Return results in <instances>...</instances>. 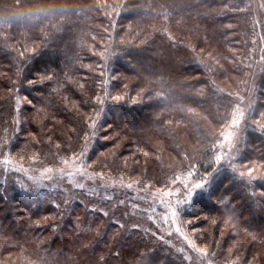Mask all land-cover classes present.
Returning <instances> with one entry per match:
<instances>
[{
	"label": "trees",
	"instance_id": "obj_1",
	"mask_svg": "<svg viewBox=\"0 0 264 264\" xmlns=\"http://www.w3.org/2000/svg\"><path fill=\"white\" fill-rule=\"evenodd\" d=\"M117 8L114 49L119 58L113 69L117 77L113 88L126 97L105 123L110 124V131L132 140L120 154L134 152L135 145L136 153L140 147L154 154L163 148L178 155L184 133L187 139L192 136V151L198 152L205 145L203 138L211 136L206 131L207 120L212 124V137L218 133L214 130L224 119L225 99L206 85L198 56L185 50L181 38L191 39L194 48L203 46L212 53L210 58L216 50L222 54L224 59L218 61L227 69H220L219 75H225L224 82H234L239 73L229 74L230 67L251 56L241 52V22L233 0H0L1 88L7 96L8 90L11 94L17 87L30 99L31 104L24 106L29 111L39 107L68 123L62 113L64 99L76 100L77 84L91 80V52L105 38L100 33L102 13ZM13 13L22 15L5 19ZM22 41L34 49L39 44L37 52L28 55L30 50H25L21 56L18 45ZM262 42L264 45V39ZM255 83L260 100L250 116L264 118V75ZM2 119L0 112V131ZM246 136L248 147L239 162L264 170V124L247 131ZM109 145L94 149L104 150ZM202 154L199 172L213 170L214 162L202 166L209 152ZM136 157L133 161L140 163L141 156ZM149 164L157 169L155 158ZM176 165L177 156L167 167ZM238 182L224 174L181 215V219H192L189 228L211 244L203 251L206 255L179 244L160 212L147 207L142 196L128 197L124 194L128 188L119 183L112 184L116 193L113 202L119 203L115 211L107 210L104 215L98 207L72 204L79 210L73 207L61 221L46 197L29 201L13 195L5 206L0 195V260L6 264H264V185L257 183L255 194H249ZM109 205L106 202L107 208ZM128 213V218L117 220ZM142 225H147V230ZM102 227L104 230L98 229Z\"/></svg>",
	"mask_w": 264,
	"mask_h": 264
},
{
	"label": "rangeland",
	"instance_id": "obj_2",
	"mask_svg": "<svg viewBox=\"0 0 264 264\" xmlns=\"http://www.w3.org/2000/svg\"><path fill=\"white\" fill-rule=\"evenodd\" d=\"M241 1L233 0L234 10L239 15L238 23L241 22V27L238 28L241 31L239 36L242 44L241 52L246 51L251 57L246 60L243 58L235 64L238 66L230 67L229 74L239 73L234 82H224L225 75H219L220 69L222 71L227 69L218 61L224 59L222 54L216 50V55L210 58L212 53L206 52L203 46L194 48L191 39L185 41L181 38L183 45L187 47L185 50L189 53L192 51L198 56L200 71H203L201 73L206 85H211V88H215L225 99L224 119L221 120L220 127L214 130L218 133L212 137V124L205 118L206 131L209 130L211 136L203 138L205 145L198 148L196 153L192 151L194 145L191 141L192 136L187 139L184 133L180 140L181 151L178 155L166 153L163 148L154 154L140 147L141 151L136 153L135 145L134 152L120 154L122 152L120 149H127L125 144L132 140L125 135L110 131V124L105 123L111 111L118 112L121 107H118V104L126 97V93L117 92L113 88V81L117 78L113 69L119 58V54L114 49L119 8L113 12L102 13L103 23L100 26V33H103L105 38L91 52L92 67H94L91 80L77 84L76 100L70 102L64 99L62 113L67 117L68 123L62 122L56 115L42 112L39 107L34 112L29 111L24 106L31 104L30 99L19 92L17 87L11 94V90H8L6 96L7 93L5 94L0 86V98H2L0 112L3 115L0 131V195L4 198L2 199L4 205L9 206V200L13 195H20L23 200L29 201L46 197L49 204L56 207L59 221L67 218L73 207L78 208L72 204H80L83 207L87 205L89 208L98 207L104 214L107 210L115 211L119 204L113 202L116 193L113 192L112 184H131L135 189L128 188L124 194L130 198L142 196L147 207L159 211L169 226V233H174L178 237L179 244L189 251L197 252L196 250L203 249L207 252V247L211 244L204 242L198 234H195V229L189 228V223H193V220L187 217L181 219L183 213L190 211L193 199L198 195L207 194L212 185L224 174H228L235 183L240 184L238 182L240 181L249 194H255L253 189L255 190L257 183L264 185L263 169L247 168L239 162V156L248 147L247 131H254L262 123L264 124V118L261 116H250L260 100L255 79L258 82L264 75L262 42L264 34L260 32L259 23L264 26L262 22L264 0H243V4L240 3ZM171 33L174 34L173 31ZM38 45L35 49L29 48L27 41H24L18 45V52L23 56L25 50H30L28 55H32L34 51L37 52ZM24 61L25 57L21 59L22 63ZM17 65L20 67L21 63L18 62ZM209 94L211 100L212 92ZM116 97L120 99L117 100ZM132 98L135 100L134 96ZM210 112L212 113V108L209 110V115L212 117ZM93 122L94 127L91 126ZM38 127L39 133H37ZM103 143L110 145L103 148L104 150L94 149ZM185 144L188 147H185ZM152 145L157 147L154 143ZM204 152L209 154L202 166L210 167L214 162V168L199 172L197 164L201 160L200 155H204L202 154ZM136 154L141 156L140 163L133 161ZM176 156L177 165L174 169H170L167 166ZM216 156H222L219 163L216 162ZM5 157L10 161L8 165L3 163ZM154 158L157 163L156 171L149 164ZM46 169L52 171L47 172ZM77 169L84 174L81 175ZM249 169L252 170L251 175L254 178L247 175ZM242 172L245 173L243 177L240 176ZM197 183L206 184V189H195L194 185ZM190 192L193 193V199L188 202L187 197ZM178 201L183 203L179 205L180 212L173 224L171 213L178 206ZM106 202L110 204L108 208ZM128 217L129 213L123 214L118 216L117 220L121 221ZM143 226L147 230L148 226L142 225V229ZM85 228L90 230L89 225ZM177 228L180 229L179 232ZM98 229L104 230L103 227ZM99 233L101 231L96 234L100 235ZM188 240L192 241L195 248L189 246ZM200 241L201 245L198 244ZM188 260L192 262L189 255ZM0 264L6 263L0 260Z\"/></svg>",
	"mask_w": 264,
	"mask_h": 264
},
{
	"label": "snow or ice",
	"instance_id": "obj_3",
	"mask_svg": "<svg viewBox=\"0 0 264 264\" xmlns=\"http://www.w3.org/2000/svg\"><path fill=\"white\" fill-rule=\"evenodd\" d=\"M48 78L51 79V77H48ZM116 99L119 100L120 97H116ZM91 126H93V127L95 126L94 122H93V124H92ZM221 159H222V156H216V162H217V163H219V162L221 161ZM3 163H4L5 165H8V164L10 163V161L8 160L7 157H5ZM6 170H7V169H6ZM46 171H47V172H51L52 170H51V169H46ZM77 171H79L81 175L84 174L80 169H77ZM251 171H252V170L249 169L247 175H248L250 178H254V177L251 175ZM240 176H241V177L245 176V173H244V172L240 173ZM101 179H103V177H101ZM209 181H210V180H209ZM209 181H207V183H209ZM81 187H83V185H81ZM124 187L131 188L132 185H131V184H128V185H124ZM194 188H195V189L205 190V189H206V184H204V183H197V184L194 185ZM192 199H193V193L190 192L189 195H188V197H187V201H188V202H191ZM182 203H183V201H178V202H177V205H178V206L172 210L171 215H172V217H173V224H175V218H177L178 215H179V212H180L179 205L182 204ZM104 215H107V213H104ZM176 230H177L178 232L180 231L179 228H177ZM188 244H189L190 247L195 248V245L192 243L191 240H188ZM198 251H199L202 255H206V253L203 252V249H198Z\"/></svg>",
	"mask_w": 264,
	"mask_h": 264
},
{
	"label": "clouds",
	"instance_id": "obj_4",
	"mask_svg": "<svg viewBox=\"0 0 264 264\" xmlns=\"http://www.w3.org/2000/svg\"><path fill=\"white\" fill-rule=\"evenodd\" d=\"M18 15H22V14L13 13L10 17H6L5 19H16L18 18Z\"/></svg>",
	"mask_w": 264,
	"mask_h": 264
}]
</instances>
